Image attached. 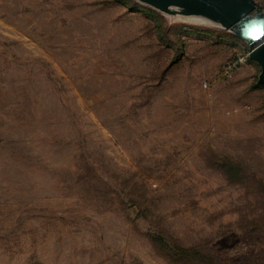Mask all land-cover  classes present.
<instances>
[{"label":"rangeland","instance_id":"rangeland-1","mask_svg":"<svg viewBox=\"0 0 264 264\" xmlns=\"http://www.w3.org/2000/svg\"><path fill=\"white\" fill-rule=\"evenodd\" d=\"M250 52L135 0H0V264H264Z\"/></svg>","mask_w":264,"mask_h":264},{"label":"water","instance_id":"water-1","mask_svg":"<svg viewBox=\"0 0 264 264\" xmlns=\"http://www.w3.org/2000/svg\"><path fill=\"white\" fill-rule=\"evenodd\" d=\"M172 18H195L221 27L251 48L264 83V11L256 0H135Z\"/></svg>","mask_w":264,"mask_h":264},{"label":"built area","instance_id":"built-area-1","mask_svg":"<svg viewBox=\"0 0 264 264\" xmlns=\"http://www.w3.org/2000/svg\"><path fill=\"white\" fill-rule=\"evenodd\" d=\"M238 59H239V60H238ZM238 59H237L238 61H235L234 63H232V64L229 66L230 69L235 68V67L239 64V62L242 61L241 58L238 57Z\"/></svg>","mask_w":264,"mask_h":264}]
</instances>
